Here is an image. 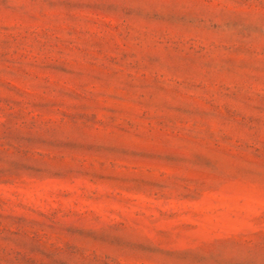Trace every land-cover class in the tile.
Masks as SVG:
<instances>
[{
    "label": "rangeland",
    "instance_id": "1",
    "mask_svg": "<svg viewBox=\"0 0 264 264\" xmlns=\"http://www.w3.org/2000/svg\"><path fill=\"white\" fill-rule=\"evenodd\" d=\"M0 264H264V0H0Z\"/></svg>",
    "mask_w": 264,
    "mask_h": 264
}]
</instances>
